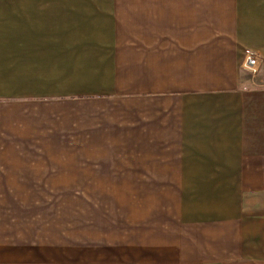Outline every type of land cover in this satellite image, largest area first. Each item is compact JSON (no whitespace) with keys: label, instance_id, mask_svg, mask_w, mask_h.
I'll return each instance as SVG.
<instances>
[{"label":"crops","instance_id":"crops-1","mask_svg":"<svg viewBox=\"0 0 264 264\" xmlns=\"http://www.w3.org/2000/svg\"><path fill=\"white\" fill-rule=\"evenodd\" d=\"M0 188L88 197L0 264H264V0L1 4Z\"/></svg>","mask_w":264,"mask_h":264},{"label":"rangeland","instance_id":"rangeland-1","mask_svg":"<svg viewBox=\"0 0 264 264\" xmlns=\"http://www.w3.org/2000/svg\"><path fill=\"white\" fill-rule=\"evenodd\" d=\"M18 2L19 0H0V5ZM246 71L253 74L248 69ZM83 191L84 189L0 188V212L11 214L10 217L34 218L42 211L56 212L61 205L84 202L83 198L88 197H84Z\"/></svg>","mask_w":264,"mask_h":264},{"label":"built area","instance_id":"built-area-1","mask_svg":"<svg viewBox=\"0 0 264 264\" xmlns=\"http://www.w3.org/2000/svg\"><path fill=\"white\" fill-rule=\"evenodd\" d=\"M258 63L259 58L257 55L248 53L244 56L243 66L251 72L255 73L257 71Z\"/></svg>","mask_w":264,"mask_h":264}]
</instances>
